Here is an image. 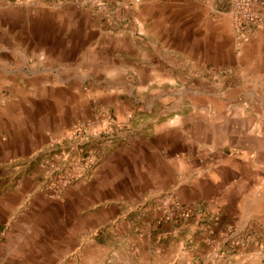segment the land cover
<instances>
[{"label":"crops","instance_id":"obj_1","mask_svg":"<svg viewBox=\"0 0 264 264\" xmlns=\"http://www.w3.org/2000/svg\"><path fill=\"white\" fill-rule=\"evenodd\" d=\"M120 2L105 17L61 6L32 15L0 0V210L31 191L26 177L39 182L35 172L14 178L20 161L70 119L53 105L60 86L97 84L131 99L121 97L117 113L142 145L124 163L142 165V186L157 182L152 196L170 185L182 202L209 203L195 209L196 225L214 216L223 226L264 227V30L239 46L217 2ZM229 118L234 125L220 130Z\"/></svg>","mask_w":264,"mask_h":264},{"label":"rangeland","instance_id":"obj_2","mask_svg":"<svg viewBox=\"0 0 264 264\" xmlns=\"http://www.w3.org/2000/svg\"><path fill=\"white\" fill-rule=\"evenodd\" d=\"M4 1L32 15H45L54 10L50 8L61 6L70 14L91 9L107 17L122 8L121 0ZM192 1L228 7L225 13L239 46L256 30H264L256 29L240 42L233 28L231 0ZM142 2L131 0L129 4L134 7ZM220 71L227 74L230 70ZM109 87L60 86L62 100H53V105L70 119L61 128L47 131L45 140L36 142L35 154L17 165L15 179L24 172L40 177L39 182L26 177L24 185L31 191L20 200L7 198L12 205L0 210V264H264L262 224L254 228L250 223L223 226L209 216L196 225L198 219L191 220L195 209L209 203L182 202L170 185L166 187L169 191L153 196L151 190L157 182L142 186V174L136 173L142 165L125 164L123 157L141 142L135 143L128 121L117 113L119 99H131L124 92L111 93ZM135 96L139 98L136 92ZM40 103L50 101L41 99ZM73 103L77 105L73 107ZM233 125L229 118L219 121L218 128ZM33 202L42 205L40 210L30 207ZM189 235L192 237L187 238ZM193 235H198L197 242L191 241Z\"/></svg>","mask_w":264,"mask_h":264},{"label":"built area","instance_id":"obj_3","mask_svg":"<svg viewBox=\"0 0 264 264\" xmlns=\"http://www.w3.org/2000/svg\"><path fill=\"white\" fill-rule=\"evenodd\" d=\"M233 28L240 42L256 29H264V0H231Z\"/></svg>","mask_w":264,"mask_h":264}]
</instances>
